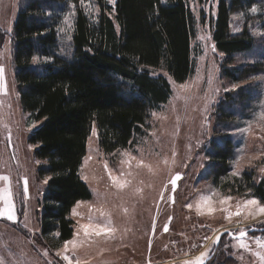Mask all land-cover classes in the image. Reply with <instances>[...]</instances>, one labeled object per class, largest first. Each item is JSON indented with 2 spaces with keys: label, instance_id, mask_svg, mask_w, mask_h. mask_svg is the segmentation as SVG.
Instances as JSON below:
<instances>
[{
  "label": "rangeland",
  "instance_id": "rangeland-1",
  "mask_svg": "<svg viewBox=\"0 0 264 264\" xmlns=\"http://www.w3.org/2000/svg\"><path fill=\"white\" fill-rule=\"evenodd\" d=\"M18 1L0 0V67L4 69L7 85L6 93L0 91V175L9 177V180H0V210L8 206L5 190L10 189L16 216L14 223L0 219V262L67 264L62 259L67 254L74 261L80 258L81 264H195L202 253L208 255L211 251L206 264L222 260L228 264H264L255 255L256 252L264 255V249L256 243V239L264 240V233L247 234L244 238L249 245L247 251L228 234H223L214 246V234L220 228L238 232L249 225L264 224V214L226 219L227 213L222 209L234 212L238 201L256 199L264 203L253 196L229 195L221 182L215 185L206 179L207 157L203 146L207 145L215 125L212 105L224 91L244 82L256 86L258 94L254 103L245 114L216 128L230 133L234 139L236 157L231 162L228 179L239 176L245 167L254 168L257 179L264 178V72L252 73L237 81L220 75L223 54L216 50L211 38L217 0H188L194 19L193 71L182 82L170 79L163 72L172 91L164 104L152 110L148 133L138 137L133 146L105 153L98 144L97 129L92 127L79 171L92 197L80 200L83 203L79 207L76 203L70 213L75 220L73 232L79 235L69 240L76 238L84 243L75 250L69 245L66 253L63 242L53 249L40 229L47 177L38 174L40 160L33 154L35 145L28 141L38 122L21 109L14 78L11 29ZM255 8L254 13L250 7L239 15H232L229 32L237 33L243 23L242 16L258 13L259 8ZM262 22H249L257 41L264 38ZM252 57L242 52L232 62H245ZM182 84L190 87L183 90L179 87ZM86 157L91 158L86 161ZM177 174L181 178L173 186L171 180ZM24 178L28 182L27 196L23 193ZM120 183L125 186L118 187ZM209 195L216 210L210 215L199 214L200 197ZM228 196L232 200L221 204ZM188 204L192 207H187ZM109 220L110 226L117 230L113 238L83 237L81 225L106 224ZM57 251L62 255L58 256Z\"/></svg>",
  "mask_w": 264,
  "mask_h": 264
},
{
  "label": "trees",
  "instance_id": "trees-1",
  "mask_svg": "<svg viewBox=\"0 0 264 264\" xmlns=\"http://www.w3.org/2000/svg\"><path fill=\"white\" fill-rule=\"evenodd\" d=\"M250 7L258 13L242 16L241 28L231 34L232 15ZM263 19L264 0H217L211 38L223 54L222 77L237 81L264 72V38L257 41L249 25ZM193 34L188 0H86L83 6L80 0L18 1L11 29L14 78L21 109L38 122L28 141L40 160L38 174L47 177L39 223L52 248L73 235L72 207L91 198L79 171L92 127L105 153L146 135L152 110L170 97L168 77L182 82L193 71ZM242 52L253 57L233 63ZM255 88L244 82L212 105L214 133L203 152L206 179L221 182L229 195L264 203V178L257 179L254 168L228 179L234 139L216 128L249 111Z\"/></svg>",
  "mask_w": 264,
  "mask_h": 264
},
{
  "label": "snow or ice",
  "instance_id": "snow-or-ice-1",
  "mask_svg": "<svg viewBox=\"0 0 264 264\" xmlns=\"http://www.w3.org/2000/svg\"><path fill=\"white\" fill-rule=\"evenodd\" d=\"M81 5H85L86 0H80ZM251 11L254 13L256 12V8L252 7ZM239 30V29H237ZM213 50H214V46H213ZM35 59V58H34ZM181 89L183 90H187L190 86L187 84H182L179 86ZM0 91L3 92H7V85L4 81V69L3 67H0ZM264 118V117H262ZM5 127H7V125H5ZM95 129H93V135H95ZM9 140H10V134H9ZM91 157H86V161L88 159H90ZM134 159V157H133ZM105 168H107V164H105ZM111 175V173H109ZM237 174V173H234ZM180 175L177 174L176 177L174 179L171 180V184L173 186H175L176 184V180L180 179ZM85 179H87V177H85ZM0 180H9L8 176H3L0 175ZM113 180L115 182V178L113 177ZM46 182V181H45ZM125 186L124 183H120L118 184V187L123 188ZM175 190V188L173 187V191ZM7 195L5 197V199L8 201V206L4 209V210H0V219L6 218L8 221L11 222H15L16 220V216H15V211H14V205L11 202V191L10 189L5 190ZM27 192H28V182H27V178H24V182H23V193L25 196H27ZM232 197L228 196V197H224L220 203L224 204L228 201H231ZM83 203L78 201L77 202V207H79V205ZM187 207L191 208L192 205L188 204ZM216 209L212 206V200H211V196H201L200 197V202L197 205V211L199 214H205V212L207 214H212ZM222 211H225L227 213L226 215V219H231L233 216H243L245 219H247L249 216L251 217H255L256 215H261L264 214V204H261L258 200L256 199H246L243 200L242 202L238 201L236 204V208L235 211H231L230 209H222ZM73 214H77L76 213V209H73ZM91 219V218H90ZM111 221L109 220L106 224H92V223H88V224H84L81 225L80 228L83 231V237L84 238H90V237H105L106 239H111L114 237L115 232L117 231L114 227H111ZM167 227H165L164 231H167ZM58 235V234H57ZM79 233H74V237L78 236ZM247 236L246 232L241 231L238 235H234V239H236L238 241V246L244 250H249V245L246 242V240L244 239ZM219 241V237H217V242ZM84 243V240H78L76 238L72 239V240H68L64 242V246H63V252L66 253L69 249V245L72 246V249L75 250L78 247H80L82 244ZM256 243L257 245L264 249V240H260V239H256ZM195 246V245H193ZM45 255H47V253H45ZM57 255H62V253L58 252ZM73 255H75V253H73ZM207 255V253H202L201 257L197 259V261L195 262V264H206L204 257ZM255 255H257L262 261H264V255H262L260 252H256ZM62 259L64 261L67 262V264H81V260L80 258H76L75 261L73 259V256H69L67 254H63L62 255ZM0 264H2V262H0Z\"/></svg>",
  "mask_w": 264,
  "mask_h": 264
},
{
  "label": "water",
  "instance_id": "water-1",
  "mask_svg": "<svg viewBox=\"0 0 264 264\" xmlns=\"http://www.w3.org/2000/svg\"><path fill=\"white\" fill-rule=\"evenodd\" d=\"M264 227H257V226H248L246 228H243L241 229L240 231L238 232H233V230H230L228 228H220L218 229L215 234H214V246H217L219 241L217 242V237H219V240H220V237L223 235V234H228V236H231L232 238L234 237V235H238L241 231L243 232H246L248 234V232H251V231H260L262 230ZM212 253L208 254L204 260L205 262L211 257Z\"/></svg>",
  "mask_w": 264,
  "mask_h": 264
},
{
  "label": "crops",
  "instance_id": "crops-1",
  "mask_svg": "<svg viewBox=\"0 0 264 264\" xmlns=\"http://www.w3.org/2000/svg\"><path fill=\"white\" fill-rule=\"evenodd\" d=\"M91 197H92V196H91ZM88 200H89V199H88ZM73 220H74V218H73ZM74 221H75V220H74ZM74 224H75V222H74ZM73 231H74V230H73ZM73 235H74V232H73ZM73 235H72L69 239H71V238L73 237ZM69 239H68V240H69ZM66 241H67V240H66ZM64 242H65V241H64ZM64 242H63V243H64ZM63 243H62V244H63ZM62 244H61V245H62ZM57 248H58V246H57ZM57 248H56V249H57ZM53 249H54V248H53ZM57 253H58V251H57ZM158 259H159V258H156L155 260H158ZM164 260H165V259H164ZM51 264H53V262H51ZM157 264H158V263H157Z\"/></svg>",
  "mask_w": 264,
  "mask_h": 264
},
{
  "label": "flooded vegetation",
  "instance_id": "flooded-vegetation-1",
  "mask_svg": "<svg viewBox=\"0 0 264 264\" xmlns=\"http://www.w3.org/2000/svg\"><path fill=\"white\" fill-rule=\"evenodd\" d=\"M215 249V247H213V250ZM211 253V251L208 253V254H210Z\"/></svg>",
  "mask_w": 264,
  "mask_h": 264
}]
</instances>
